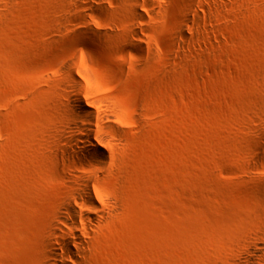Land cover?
Segmentation results:
<instances>
[{"label": "rangeland", "instance_id": "obj_1", "mask_svg": "<svg viewBox=\"0 0 264 264\" xmlns=\"http://www.w3.org/2000/svg\"><path fill=\"white\" fill-rule=\"evenodd\" d=\"M263 246L264 0H0V264H247Z\"/></svg>", "mask_w": 264, "mask_h": 264}, {"label": "bare ground", "instance_id": "obj_2", "mask_svg": "<svg viewBox=\"0 0 264 264\" xmlns=\"http://www.w3.org/2000/svg\"><path fill=\"white\" fill-rule=\"evenodd\" d=\"M73 103L75 104V106L78 108V110L82 113L87 114L88 112L85 111L84 106L82 105L81 101L75 96L73 98ZM88 115V114H87ZM76 121L79 123H76L75 127L79 130V135L81 139H88V133H86L85 131V124L86 125H90V118L88 116H81L80 114L77 115ZM80 138L78 137H74L73 135L71 136V139L73 141L75 140H80ZM91 146L94 149V152H96L97 154H100V161L101 163H105L107 157L105 156V154H103V152L101 153V148L98 147V145L96 144H92L90 143ZM73 156V155H72ZM73 162L75 163L74 165H76L77 167V163L76 161L73 160ZM78 162V161H77ZM79 163V162H78ZM93 169V173H94V177H90V176H85L83 174H77L74 175L75 178L77 179L78 182V186H79V196L77 198H75V201L77 202L78 198H80L82 200V202L84 201L85 203H93V197L91 194V182H97V180L100 178L99 177V172L102 171L103 168H98L97 166L93 165L92 166ZM92 172V170H91ZM96 187H93V189L95 190ZM202 191H206V189L204 187H201ZM77 204V203H75ZM77 214V210L76 208L72 205L69 204L64 208V218L62 219V222L66 225L70 223V220L72 218H74ZM68 245H66V248ZM69 249V248H68ZM67 251H70L68 250ZM56 251V250H55ZM264 257V246L260 247V248H256L253 252L250 253V259L249 261H247V264H258L259 260L262 259Z\"/></svg>", "mask_w": 264, "mask_h": 264}]
</instances>
